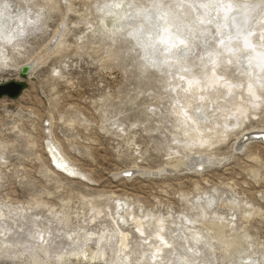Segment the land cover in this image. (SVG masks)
I'll return each instance as SVG.
<instances>
[{"label":"rangeland","instance_id":"374dc122","mask_svg":"<svg viewBox=\"0 0 264 264\" xmlns=\"http://www.w3.org/2000/svg\"><path fill=\"white\" fill-rule=\"evenodd\" d=\"M0 5L29 15L24 35L0 48V84H22L0 98V264H264V142L238 141L264 130V89L255 102L236 60L251 42L264 66V0ZM247 7L255 32L222 52L218 23ZM154 40L190 74L164 64ZM214 63L229 88L209 86ZM255 74L264 88V70ZM199 112L208 120L197 125ZM50 142L81 175L51 166ZM83 251L104 260L69 259Z\"/></svg>","mask_w":264,"mask_h":264},{"label":"bare ground","instance_id":"6f19581e","mask_svg":"<svg viewBox=\"0 0 264 264\" xmlns=\"http://www.w3.org/2000/svg\"><path fill=\"white\" fill-rule=\"evenodd\" d=\"M212 0H209V2H211ZM223 2V1H222ZM119 3V2H118ZM210 4V3H209ZM225 4V3H224ZM194 5V4H193ZM211 5H212V3H211ZM218 5H220V4H218ZM223 5V4H222ZM215 6V5H214ZM201 8L200 9H204V8H206V12H207V8H208V10H209V8H210V6L208 5V3H202V5L200 6ZM212 7V6H211ZM222 7V6H221ZM223 7H225L224 5H223ZM234 7V6H233ZM235 8V7H234ZM200 9H198V10H200ZM213 9V8H212ZM211 9V10H212ZM223 9V8H222ZM248 10H252V9H248V7H247V11L245 10V11H241V12H239V13H233V16L231 17V22L229 23V25L228 26H226L225 24H224V22H222V24L221 23H218V24H220V25H222V26H220V27H222V30L221 31H219L218 32V34H217V36H220V37H218V39H217V42H216V45H217V47H221L222 48V52L223 51H226V50H223L224 48H226V47H224V44L228 41V43L231 41V42H233V43H237V41H241V39L243 40V39H247L246 38V36L248 37H250V35L253 33V32H255L254 31V29H251V28H253L252 27V24L250 23V20L251 19H249L250 18V16L248 15ZM203 11V10H202ZM213 11V10H212ZM221 11V10H220ZM219 11V12H220ZM253 11V10H252ZM199 12V11H198ZM200 12H201V10H200ZM199 12V14H201ZM203 12H205V11H203ZM203 12H202V14H203ZM218 12V11H217ZM238 12V11H237ZM212 13V12H211ZM246 13H247V15H246ZM250 13V12H249ZM205 14V13H204ZM216 14V13H215ZM129 15V14H128ZM220 15H221V13H220ZM230 15V14H229ZM251 15V14H250ZM127 16V15H126ZM203 16V15H202ZM223 17H226V16H223ZM230 18V17H229ZM27 19H29V15L28 14H26V13H23V14H15V15H11L10 13H4L3 11H2V8H1V5H0V48L1 47H4V46H12V45H14L15 44V41L18 39V38H20V37H22L23 35H24V33H25V20H27ZM167 19V18H166ZM201 19V18H200ZM204 20V19H203ZM214 20V19H213ZM216 20V19H215ZM164 21V20H163ZM207 22H208V19L206 20ZM165 22V21H164ZM167 22V21H166ZM201 22V21H200ZM199 22V23H200ZM220 22V21H219ZM161 23V22H160ZM198 23V24H199ZM197 24V25H198ZM202 24V23H201ZM217 24V25H218ZM162 25H164V24H162ZM249 25H250V27H249ZM164 29V28H163ZM170 30V29H169ZM162 31V30H161ZM167 33V32H166ZM171 34V33H170ZM203 34V33H202ZM163 35V34H162ZM178 35V34H177ZM204 35V34H203ZM145 36V35H144ZM167 36H168V34H167ZM166 36V37H167ZM170 36V35H169ZM182 37V36H181ZM200 37V36H199ZM168 39H169V37H167ZM205 38H207V37H205ZM141 39V38H140ZM161 39V38H160ZM201 39V38H200ZM203 39V38H202ZM250 39V38H249ZM143 40V39H142ZM147 40H150V39H147ZM146 40V41H147ZM159 40V39H158ZM157 40V41H158ZM145 41V40H144ZM145 41V42H146ZM249 41V40H248ZM247 41V42H248ZM145 42H143V43H145ZM151 42H152V40H151ZM154 43L156 42L155 40L153 41ZM202 42H203V40H202ZM250 42V41H249ZM142 43V42H141ZM140 43V44H141ZM148 43V42H147ZM154 43H151V47L153 46V45H155ZM156 43H158V45H156L155 47H154V49H160L161 50V52H159V55L161 56V58L163 59L164 58V64H166L168 67H177V68H179V69H182V68H186V67H189L187 70H185V72L189 75L190 74V72H189V70H191L190 69V66H192V64H185L184 66H183V63L185 62V57H183V58H181V59H176V60H173L172 58H166V55L170 52V49H172V48H170V49H166L165 48V46H164V43L160 40V41H158V42H156ZM166 43V42H165ZM150 43H148V45H149ZM191 44V43H190ZM203 44V43H202ZM210 44V43H209ZM207 45L209 48H211V46L210 45ZM230 44V43H229ZM248 44V43H247ZM250 44V46H247V48H242L241 50L242 51H245V53L247 54V57H246V54H244V53H242L243 55H245V57H243V56H241L242 54H239L238 56H237V62H238V65L240 66V72L241 73H243L246 77H247V79H246V82H247V85H249V88L250 87H252L251 85L253 84V85H255L256 87H257V91L256 90H252V92H251V90L250 91H247L248 92V94H249V96H252L253 97V99L254 98H260V94L258 93V90H260V89H264L263 87H262V84L260 83V81L257 79V75L255 74V72H260L261 71V69H263L264 70V66H261V64L260 63H258L257 61L258 60H260V59H258V57H257V47H253V46H258L257 44H254V43H252L251 44V42L249 43ZM144 45V44H143ZM204 45V44H203ZM202 45V46H203ZM242 45V44H241ZM231 46V45H230ZM234 46V45H233ZM246 46V45H245ZM260 46V45H259ZM145 47V45L143 46V48ZM157 47V48H156ZM185 47V46H184ZM163 48H164V50H163ZM186 48V47H185ZM184 48V49H185ZM190 48V47H189ZM237 48H238V46H237ZM241 48V47H240ZM261 48V47H260ZM229 49V48H228ZM248 49L250 50V51H248ZM262 49H263V47H262ZM188 50V49H187ZM186 50V51H187ZM215 50H217L216 48H214V47H212V49H210V51L209 52H211V51H215ZM239 50V49H238ZM185 51V52H186ZM233 51V50H232ZM240 51V50H239ZM190 52H191V50H190ZM183 53V52H182ZM237 53V52H236ZM164 54V55H163ZM179 54V53H178ZM225 54V53H224ZM223 54V55H224ZM264 54V53H263ZM145 55H147V54H145ZM182 55V54H181ZM185 55H186V53H185ZM217 55V54H216ZM259 56V55H258ZM147 57V56H146ZM180 57H182V56H180ZM208 57V56H207ZM210 57V56H209ZM223 57V56H222ZM231 57H234V54H231ZM243 57V58H242ZM219 58V57H218ZM151 59V58H150ZM149 59V60H150ZM159 59V58H158ZM210 59V58H209ZM231 59V58H230ZM6 60H7V55H6V53L3 51V50H1L0 49V64H5V62H6ZM156 60H157V58H156ZM205 60H207V58L205 59H203V61L202 62H204ZM262 60L264 61V58L263 59H261V63H262ZM161 61V60H160ZM150 62H151V60H150ZM153 62V61H152ZM151 62V63H152ZM158 62V61H157ZM209 62V61H208ZM215 62V61H214ZM228 62H230V61H228ZM234 62V61H233ZM260 62V61H259ZM33 63H35V62H33ZM150 63V64H151ZM159 63V62H158ZM27 64H30V66H31V68H32V62L30 61V62H27ZM153 64H155L154 62H153ZM152 64V65H153ZM160 64V63H159ZM259 64H260V66H259ZM263 64V63H262ZM212 65V64H211ZM211 65H210V67L208 66V68L207 67H205L206 68V70H207V72L208 71H211V78H210V84H209V86L211 87L213 84H212V81H216L215 82V86L213 87L212 86V90H216L217 89V87L216 86H218L219 85V87H224V88H226V87H228V86H226L225 84H228L227 82H225V80L224 81H222V82H220V77H218L217 75L215 76L214 75V68H216V66H217V64L216 63H214L213 65H212V67H211ZM264 65V64H263ZM158 66V65H157ZM160 66V65H159ZM205 66H206V64H205ZM204 67V66H203ZM234 67H236V66H234ZM256 68H258V70H256ZM31 70V69H30ZM184 70V69H183ZM182 70V71H183ZM205 70V71H206ZM181 71V70H180ZM184 72V71H183ZM184 72V73H185ZM19 73V72H18ZM182 75V74H181ZM264 76V75H263ZM264 81V80H263ZM209 82V81H208ZM264 85V84H263ZM207 86V85H206ZM202 87V85L200 86V87H198V88H201ZM204 87V86H203ZM231 87V86H230ZM240 87V86H239ZM229 88V87H228ZM227 88V89H228ZM232 88H230V90H231ZM252 89V88H251ZM254 89V88H253ZM174 92V91H173ZM227 95H232V93L229 91V90H227V93H226ZM251 97V98H252ZM260 100H263V98L261 97L260 98ZM254 101L256 102V99H254ZM195 102V101H194ZM241 102L243 103L244 101L241 99ZM241 103V104H242ZM260 103H261V101H260ZM244 106V105H243ZM236 107V106H235ZM246 108V107H245ZM187 110V109H186ZM235 110V109H234ZM241 111V109H238V111ZM245 110V109H244ZM202 111H204V110H202ZM236 111H237V109H236ZM237 111V112H238ZM239 111V112H240ZM223 113V112H222ZM245 113V112H244ZM243 113V114H244ZM204 113H201V112H199V113H197V115H196V117H197V119L195 118V116H194V114L192 115V116H194V119H196V120H198V121H196V124L198 125V122H200V123H202V122H204L205 120H208V118H206L205 116V114L203 115ZM226 114H228V113H226ZM239 114V113H238ZM242 114V115H243ZM188 116V115H187ZM238 116V115H237ZM180 117H181V115H180ZM227 119V118H226ZM191 120V119H190ZM195 122V121H194ZM184 123V122H183ZM236 125V124H235ZM199 127H201V126H199ZM195 128H196V126H195ZM238 128V127H237ZM240 129V128H239ZM205 130H206V128H205ZM188 131V130H187ZM239 131V130H238ZM191 132V131H190ZM187 134V133H186ZM202 134V133H201ZM48 137V136H47ZM198 137V136H197ZM213 137V136H212ZM226 137V136H225ZM256 137H260L261 138V140H263L262 139V137H264V130L263 129H257V130H251V129H249V130H246L242 135H241V138H238V141L239 142H242L243 140H244V138H245V140H248V139H252V138H256ZM188 138V137H187ZM202 138V137H201ZM227 138V137H226ZM33 139V138H32ZM47 139V138H46ZM191 139V138H190ZM201 140V139H200ZM221 140V139H220ZM211 141V140H210ZM250 142V141H249ZM50 149H49V152H48V156H49V160L51 161V166L55 169V166H57L59 169H62V170H65V172L66 171H70V172H73V173H75V172H77L78 174H80L81 172L78 170L77 171V168H75L76 166H74V165H72L71 163H69V161H68V159L65 157V154L61 151V149L59 148V146H58V144L57 143H55V142H50ZM240 144V143H239ZM48 145V144H47ZM199 145V144H198ZM241 145V144H240ZM244 144L242 143V146H243ZM236 146V145H235ZM47 150V149H46ZM201 158V157H200ZM197 163V162H196ZM171 164V163H170ZM177 163H175L174 165H176ZM172 165V164H171ZM57 167H56V170H57ZM175 167V166H174ZM177 167V166H176ZM61 172V171H60ZM64 172V171H63ZM62 172V173H63ZM68 174V173H67ZM82 174V173H81ZM80 174V175H81ZM159 174V173H158ZM65 175V174H64ZM71 176H72V174H71ZM70 176V177H71ZM74 178V177H73ZM218 222V221H217ZM214 223V222H213ZM222 223V222H221ZM142 224V223H141ZM140 224V225H141ZM140 225L138 226V224H137V226H138V229H139V231L141 232L142 231V229L141 228H143L142 227V225H141V228H140ZM145 225V224H144ZM222 225V224H221ZM220 224L219 225H215L214 224V228L215 227H217V229H215V230H217V231H214V232H216V234L217 233H222V230H219V229H222V226H221ZM161 227V226H160ZM159 227V228H160ZM212 227V226H211ZM160 229H162V228H160ZM163 230V229H162ZM161 230V231H162ZM214 230V229H213ZM160 231V232H161ZM155 232V231H154ZM160 232H157V233H155L154 235H155V239H157L156 241H159L160 243H161V245H162V242H165L166 241V238H164V236L162 235V233H160ZM219 236H220V234H219ZM185 237V236H184ZM218 237V236H217ZM168 241V240H167ZM198 241V240H197ZM158 242V243H159ZM168 243V242H167ZM160 244L158 245V249H157V253L159 252V251H161V248L163 247H160L161 246ZM84 246V245H83ZM165 248V247H164ZM188 253V252H187ZM63 255V254H62ZM61 255V257H63ZM66 256V255H65ZM64 256V257H65ZM69 256V259H72V260H77V259H83V260H85V261H88V262H99V261H101V260H104V257L102 256V255H100V254H98V255H96V253L95 252H93V251H90L88 254L87 253H85V251H83L81 254L80 253H78V252H72L70 255H68ZM145 256V255H144ZM60 257V256H59ZM60 257V259H62ZM185 257V256H184ZM182 258V257H181ZM183 259V258H182ZM106 260V259H105ZM103 263V262H102ZM108 263V262H107ZM109 264V263H108ZM184 264H185V262H184Z\"/></svg>","mask_w":264,"mask_h":264},{"label":"water","instance_id":"95a60500","mask_svg":"<svg viewBox=\"0 0 264 264\" xmlns=\"http://www.w3.org/2000/svg\"><path fill=\"white\" fill-rule=\"evenodd\" d=\"M30 69V64H23L19 69V73L22 76H26L30 72ZM21 90L22 84L17 81H10L4 84H0V98L3 96L14 98L19 95Z\"/></svg>","mask_w":264,"mask_h":264},{"label":"built area","instance_id":"2783aa9c","mask_svg":"<svg viewBox=\"0 0 264 264\" xmlns=\"http://www.w3.org/2000/svg\"><path fill=\"white\" fill-rule=\"evenodd\" d=\"M256 138H257V137H256ZM259 138H260V137H259ZM262 139H263L262 141L264 142V137H262Z\"/></svg>","mask_w":264,"mask_h":264}]
</instances>
